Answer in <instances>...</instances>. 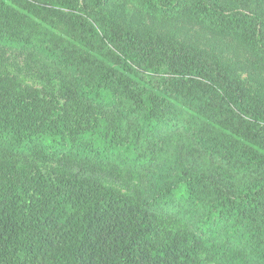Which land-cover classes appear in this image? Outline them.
I'll list each match as a JSON object with an SVG mask.
<instances>
[{
  "label": "trees",
  "instance_id": "16d2710c",
  "mask_svg": "<svg viewBox=\"0 0 264 264\" xmlns=\"http://www.w3.org/2000/svg\"><path fill=\"white\" fill-rule=\"evenodd\" d=\"M115 1L0 0V48L46 76L0 80V264H264V101L222 58L115 20ZM129 1L264 66L263 0Z\"/></svg>",
  "mask_w": 264,
  "mask_h": 264
},
{
  "label": "rangeland",
  "instance_id": "374dc122",
  "mask_svg": "<svg viewBox=\"0 0 264 264\" xmlns=\"http://www.w3.org/2000/svg\"><path fill=\"white\" fill-rule=\"evenodd\" d=\"M232 1V0H228ZM249 5L236 4L237 7L249 9ZM264 11V0L262 6L257 8ZM110 16L117 21H131L132 24L142 26L151 32L160 35H174L175 39L203 52L222 58L223 61L232 66L233 71L242 80L248 92L264 101V66L263 59L253 55L243 47L234 37L228 35L217 36L207 29L193 25L189 22L176 24L173 22H154L138 11L129 0L115 1L111 7ZM196 48V49H197ZM45 75L40 66L37 56L29 52H18L12 49L0 48V80L10 86H27L31 88L41 87L45 81ZM173 142L183 145L181 138H175ZM1 160L6 156L0 154ZM15 164L26 163V157H13ZM208 166L215 168L216 164ZM109 183V182H107ZM141 185L140 177L121 175L114 184L120 191H129L130 188Z\"/></svg>",
  "mask_w": 264,
  "mask_h": 264
}]
</instances>
